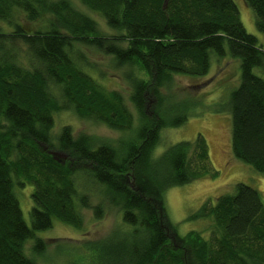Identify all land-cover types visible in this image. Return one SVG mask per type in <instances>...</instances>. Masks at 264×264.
<instances>
[{"label":"trees","instance_id":"obj_1","mask_svg":"<svg viewBox=\"0 0 264 264\" xmlns=\"http://www.w3.org/2000/svg\"><path fill=\"white\" fill-rule=\"evenodd\" d=\"M118 31L104 34L98 21L72 0H0V264H38L47 243L38 231L54 219L82 227L80 207L104 215L80 194L77 173L101 184L106 200L123 212L117 243L105 248L110 264H264V199L238 182L235 193L207 200L192 217L210 218L211 234L175 236L165 212L168 188L212 172L207 139L179 141L155 155L162 129L184 124L189 98L172 100L177 75L201 77L212 53L241 59V82L230 95L232 150L264 173V47L247 31L235 0H79ZM264 33V0H245ZM6 25L10 29H6ZM124 43H127L126 45ZM80 45L129 66L131 100L138 112L136 135L120 143L76 136L70 125L54 134L55 114L80 116L118 130L131 129L134 114L123 95L89 72ZM29 58V65L23 63ZM139 68L141 75L136 74ZM66 153V160L53 151ZM33 186L29 224L17 187ZM80 200V207L76 203Z\"/></svg>","mask_w":264,"mask_h":264},{"label":"rangeland","instance_id":"obj_2","mask_svg":"<svg viewBox=\"0 0 264 264\" xmlns=\"http://www.w3.org/2000/svg\"><path fill=\"white\" fill-rule=\"evenodd\" d=\"M72 1L79 9L98 21L104 34L118 33L107 25L104 18L86 8L79 0ZM235 2L247 31L256 35L259 44L264 47V33L256 26L254 10L245 0H235ZM6 29H10L8 25ZM80 48L90 62V65H87L89 72L98 82L108 90H117L123 95L128 108L134 114V124L131 129L118 130L80 116L74 110H62L55 114L53 133L57 134L64 125L68 124L76 136L86 133L94 136L97 142L108 141L118 144L121 139L135 137L139 120L138 112L131 100L132 86L127 77L130 67L117 66L112 55H107L95 48L83 45H80ZM22 59L28 66L29 58ZM134 70L136 74H142L139 68ZM256 71L264 75L260 68H256ZM241 74L239 57H233L229 52L224 56L213 52L208 74L201 77L177 75L171 89H164L166 93L173 96L172 100L189 98L196 101V104L190 107L191 114L184 124L162 129L161 140L155 155L161 154L174 143L184 140L194 141L199 134H202L209 145L212 172H217L216 175L200 177L190 183L173 186L166 190L165 212L175 236H185L191 230H200L205 237H209L213 221L206 217L192 216L207 200L215 203L219 195L235 193L238 182L254 186L264 199V173L236 157L232 150V118L229 100L231 92L241 82ZM54 151L60 159L68 158L62 151L58 149ZM76 177L79 193L88 194L92 205L103 203L104 215L97 218L92 208L80 207V200L76 196L77 206L82 213V227H74L56 218L51 228L37 232V235L44 237L47 243L43 253H34L33 238L26 243V253L35 258L38 264H110L109 261L104 262L105 248L117 243L120 236L124 234L123 231L130 233L129 231L134 229V226L124 223L120 208L106 200L101 184L81 172L77 173ZM16 191L24 217L30 224V210L34 204L31 194L33 186L28 184L17 187Z\"/></svg>","mask_w":264,"mask_h":264},{"label":"water","instance_id":"obj_3","mask_svg":"<svg viewBox=\"0 0 264 264\" xmlns=\"http://www.w3.org/2000/svg\"><path fill=\"white\" fill-rule=\"evenodd\" d=\"M53 154H56V152H55V151H53Z\"/></svg>","mask_w":264,"mask_h":264}]
</instances>
